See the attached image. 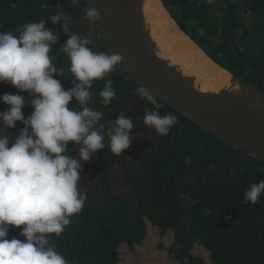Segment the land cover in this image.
Masks as SVG:
<instances>
[{"label": "trees", "instance_id": "trees-1", "mask_svg": "<svg viewBox=\"0 0 264 264\" xmlns=\"http://www.w3.org/2000/svg\"><path fill=\"white\" fill-rule=\"evenodd\" d=\"M160 1L211 61L264 92V0H221L218 25L212 21L207 0ZM45 3L49 7L41 8ZM87 11L85 0L75 6L67 0H0V31L19 35L17 28L44 20L58 37L49 55L58 73L64 74L54 78L70 90L75 78L63 47L72 34L85 39L78 20L70 18ZM57 14L61 20L52 23L50 17ZM87 18L96 36L88 47L107 53ZM108 80L116 96L104 105L99 93ZM138 88L116 65L103 80L93 81L85 106L104 114L96 127L105 126V148L87 162L80 161L79 189L87 199L59 237L48 234L56 250L68 264H121L120 249L143 246L151 233L148 227L154 226L158 229L154 245L165 252V259L156 264H264V194L256 204L244 201L245 190L264 180V157L221 142L152 95L156 108L137 95ZM5 93L24 96L23 114L25 118L32 114L28 93L0 83V96ZM8 107L0 100V112ZM69 107L82 110L75 97ZM145 108L176 117L167 135L144 124ZM121 115L133 122L129 133L133 141L115 155L107 132ZM16 126L24 127L21 122ZM79 147L69 142L67 154L79 159ZM23 227L10 226L9 240L24 241Z\"/></svg>", "mask_w": 264, "mask_h": 264}, {"label": "clouds", "instance_id": "clouds-1", "mask_svg": "<svg viewBox=\"0 0 264 264\" xmlns=\"http://www.w3.org/2000/svg\"><path fill=\"white\" fill-rule=\"evenodd\" d=\"M77 0H73L76 3ZM48 4L41 8L47 9ZM98 10L90 7L87 16L98 18ZM52 23L61 14L50 17ZM13 32L0 31V83L11 84L31 99L32 114L25 118L22 95L5 93L0 96L10 106L0 112V264H68L52 244L48 234L59 237L80 213L87 199L80 191L82 165L100 149L105 148L104 124L98 122L103 112L85 106L91 99L89 89L93 81L103 80L121 61L119 53H97L89 47V40L72 34L63 47L70 61V73L75 86L65 90L54 75L58 73L49 55L57 35L45 27V21L30 22ZM78 81V83H77ZM137 95L146 98L156 108L154 97L143 88ZM104 105L116 96L112 81L108 80L99 93ZM75 97L82 110L69 107ZM17 122L24 127L10 144L6 129ZM176 122L172 114L161 116L145 108L144 124L161 136L168 134ZM134 125L123 115L108 130L109 147L120 155L133 139ZM79 147V159L68 155V144ZM264 194V180L253 183L244 192L245 203L256 204ZM10 226L21 228V241L9 240Z\"/></svg>", "mask_w": 264, "mask_h": 264}, {"label": "water", "instance_id": "water-1", "mask_svg": "<svg viewBox=\"0 0 264 264\" xmlns=\"http://www.w3.org/2000/svg\"><path fill=\"white\" fill-rule=\"evenodd\" d=\"M85 2L88 9L98 10V18L91 19L101 42L108 54H120L121 61L116 66L130 80L221 142L264 157V119L239 104L192 91L187 80L172 76L174 68L165 63L159 52L150 51L137 28V0ZM224 71L264 107V92Z\"/></svg>", "mask_w": 264, "mask_h": 264}, {"label": "bare ground", "instance_id": "bare-ground-1", "mask_svg": "<svg viewBox=\"0 0 264 264\" xmlns=\"http://www.w3.org/2000/svg\"><path fill=\"white\" fill-rule=\"evenodd\" d=\"M136 25L152 53L159 52L173 69L172 76L187 80L189 89L239 104L264 119V107L224 70L180 33L160 0H137Z\"/></svg>", "mask_w": 264, "mask_h": 264}, {"label": "rangeland", "instance_id": "rangeland-1", "mask_svg": "<svg viewBox=\"0 0 264 264\" xmlns=\"http://www.w3.org/2000/svg\"><path fill=\"white\" fill-rule=\"evenodd\" d=\"M67 1L68 3L74 6L77 5L79 2V0H77L76 3H73V0H67ZM207 3L210 6V15H211L213 23H215L216 25L220 24V20H221L220 9L222 8L221 0H207ZM85 18H87V15L80 14V16H78L77 18L75 17L70 18V21L77 19L78 24H80L81 26V30L84 32L83 37L88 39L90 43L94 41L96 42V36L91 34L90 32V30L92 29L91 23L87 24ZM87 19L89 20V18ZM180 33L184 35L181 31ZM19 131L20 130L16 126L15 128L11 129L10 132L6 133L11 138L10 144L14 142V138L19 133ZM149 228H150L151 233L148 234V238L145 241L143 246H141L138 249H134V250H130L128 248L120 249L119 252H120V263L121 264H156L159 261H162L163 259H165L164 249H161L157 247L156 245H154V243H156V237L158 236L156 233H154V231L158 229L154 226H149L148 229ZM168 244H169V240H165V245L167 246Z\"/></svg>", "mask_w": 264, "mask_h": 264}, {"label": "crops", "instance_id": "crops-1", "mask_svg": "<svg viewBox=\"0 0 264 264\" xmlns=\"http://www.w3.org/2000/svg\"><path fill=\"white\" fill-rule=\"evenodd\" d=\"M195 45V44H194ZM197 47V46H196ZM198 48V47H197ZM199 49V48H198Z\"/></svg>", "mask_w": 264, "mask_h": 264}]
</instances>
